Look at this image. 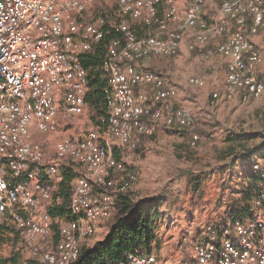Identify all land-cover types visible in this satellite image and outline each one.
Returning a JSON list of instances; mask_svg holds the SVG:
<instances>
[{"label": "built area", "instance_id": "1", "mask_svg": "<svg viewBox=\"0 0 264 264\" xmlns=\"http://www.w3.org/2000/svg\"><path fill=\"white\" fill-rule=\"evenodd\" d=\"M109 2L119 8L117 20L106 19ZM102 10L107 15L98 16ZM260 29L264 0H0V219L13 222L29 254L15 264H73L99 223L111 217L116 196L138 181L113 140L135 150L156 133L165 102L180 92L145 67L146 59L220 40L214 50L227 65L223 95L247 102L264 93V52L253 40ZM113 30L118 36L102 64L110 112L104 135L87 131L55 143L59 159L81 167L57 240L50 208L60 202L54 194L65 176L57 164L45 163L48 144L37 138L59 131L60 114L86 112L89 76L81 56ZM189 83L202 87L205 80L191 76ZM164 118L170 126H194L183 108ZM199 140L193 132L191 146ZM263 165L261 158L253 165L262 178ZM191 247L192 264H264V190L249 216L203 224ZM120 264L161 262L153 252H129Z\"/></svg>", "mask_w": 264, "mask_h": 264}, {"label": "rangeland", "instance_id": "2", "mask_svg": "<svg viewBox=\"0 0 264 264\" xmlns=\"http://www.w3.org/2000/svg\"><path fill=\"white\" fill-rule=\"evenodd\" d=\"M105 7L119 15V8L114 2H109ZM105 11L102 10L98 16L107 15ZM257 35L264 44V29H260ZM219 41L213 40L196 50L187 49L175 56H156L144 61L145 67L160 72L168 81L178 85L181 101L172 104L173 111L186 108L194 120V126L181 128L174 125V129H170L162 117L156 133L143 138L138 150H130L118 140H113L114 146L120 148L117 153L138 174V181L128 193L130 197L140 203L150 197H164L161 205L164 223H156L163 246L153 250L161 264H192L195 256L191 246L195 235L191 232L200 227L199 222L206 223L224 216L228 203L236 196L242 182L237 175L231 178L225 170L232 158L222 160L221 157L224 149L230 145L225 141L226 133H262L250 144L259 143L264 138V93L247 102L226 100L222 95L227 65L225 59L214 50ZM209 51H214V54L206 57ZM191 76L202 77L205 85L199 87L190 84ZM260 76L264 81V63L260 66ZM213 92L221 93V97L213 100ZM94 115L96 112L88 104L86 112L75 119L77 130L74 134L95 131L104 135L106 120L100 116L94 119ZM193 132L200 136L196 147L189 144ZM252 160L253 156L247 164ZM67 161L70 166L77 167L72 160L63 162ZM76 178L77 175L71 182V191ZM196 181L201 182L200 188L193 190ZM60 187L59 191L62 190ZM60 203L62 205L58 206H63L62 198ZM118 210L101 226L99 223L100 229L91 238V245L104 238L105 231L119 217ZM67 214L66 211L62 217H55V221L60 224V221L66 220ZM55 228L58 230L59 226ZM22 257L29 258V254L24 252Z\"/></svg>", "mask_w": 264, "mask_h": 264}, {"label": "trees", "instance_id": "3", "mask_svg": "<svg viewBox=\"0 0 264 264\" xmlns=\"http://www.w3.org/2000/svg\"><path fill=\"white\" fill-rule=\"evenodd\" d=\"M118 18L114 10L110 11L108 16H106L107 20H117ZM117 36L118 33L116 31H110L93 51L84 53L81 56L83 65L88 69L89 90L86 101L96 112V115L93 116L94 119L100 116L107 120L109 117L110 112L105 98V88L108 82L102 64L107 54L109 42ZM180 127L188 128L187 126ZM261 136L262 133L260 132L243 134L230 131L226 133L225 141L229 142L230 145L224 149L221 155L222 160L230 157L232 158L231 161H236L234 164L239 160L242 162V169L230 173L231 178L241 175V172L244 173L242 176L243 181L237 188L235 198L227 205V212L232 219L249 216L252 211L254 198L264 190V178H262L260 173L253 171V165L256 160L258 158L264 159V138L259 143L250 144L255 138ZM140 145L141 143L135 150H138ZM255 155H257L256 159L247 164V161ZM117 156L120 157L118 153ZM226 165L229 166L231 164L228 162ZM63 172L65 178L60 185V189L62 188L60 190L61 194L58 191L57 197L62 198L64 203L63 206H58L61 204L59 202V204L51 208L50 212L54 217H62L66 214V211L68 212L67 203H69L71 196V182L78 175L73 169ZM196 179L199 178H193V180ZM200 184L201 182L196 181L193 185V190L200 188ZM129 191L116 196V206H120L118 210L119 217L112 223L110 231L103 239L96 241L93 245L84 246L73 264H120L125 254L129 252L151 253L154 249H159L163 246L156 224L157 221L163 222L165 217L161 208L164 200L163 195L147 198L140 203L130 197ZM56 225L59 226V223H54L55 231L57 230L55 228L57 227ZM55 237L57 238L58 235L55 234ZM18 247L20 249H17ZM23 254V240L18 229L10 219L3 217L0 219V264H15L23 259Z\"/></svg>", "mask_w": 264, "mask_h": 264}, {"label": "crops", "instance_id": "4", "mask_svg": "<svg viewBox=\"0 0 264 264\" xmlns=\"http://www.w3.org/2000/svg\"><path fill=\"white\" fill-rule=\"evenodd\" d=\"M181 1V0H180ZM253 40L255 41V43L257 44V46L263 51V49H264V44L262 43L263 41H262V39L261 38H259L258 37V35H254L253 36ZM187 50V48L185 47L184 49H183V51H186ZM214 93V92H213ZM213 93H212V98H213V100H218L220 97H221V93H220V97L219 98H214L213 97ZM222 93H223V90H222ZM223 95V94H222ZM223 97H224V95H223ZM225 98V97H224ZM227 100V99H226ZM178 101H181V94H178V96L176 97V98H174V99H171V100H168V101H166L165 102V104H164V117L167 115V114H170V113H172V112H174L173 110V103L174 102H177L178 103ZM173 104V105H172ZM186 112L188 111L186 108H183ZM188 114H190V112H187ZM191 115V114H190ZM77 117H79V116H75V117H72V118H65L62 114H60L59 115V120H60V129H59V131L57 132V133H55V134H42V135H40L37 139H39V140H44V141H46L47 142V144H48V151H47V156H46V159H45V163H55V164H57L59 167H60V169L62 170V172L63 171H65V170H69V169H73L75 172H76V174H78L79 173V170L81 169V167L78 165V164H76V162H74V161H72V163H74L75 165H77V167H73V166H70V164H69V162L67 161V162H63L64 160H62V159H59L58 157H57V155H56V150H55V141H57V140H59V139H61L63 136H70V137H74V138H78V137H80L83 133L82 132H78V133H76V134H74L75 132H76V130H77V127H76V121H75V119L77 118ZM192 117V116H191ZM165 119V118H164ZM164 124L168 127V128H172V129H174L173 127L174 126H170V125H168L167 123H166V121L164 122ZM180 127V126H179ZM75 128V129H74ZM182 128V127H181ZM191 136H192V134H191ZM191 138V137H190ZM200 141V140H199ZM199 143V142H198ZM254 157V160L256 159V157H257V155H255V156H253ZM58 162V163H57ZM234 162H236V161H232L230 164L231 165H229V166H226L225 167V170H226V172H228L229 174L230 173H234V172H237V171H240L241 169H242V162L239 160L236 164H234ZM232 169V170H231ZM212 172V171H211ZM64 173V172H63ZM241 175H239V176H241V177H239L238 176V180L239 181H243V174L244 173H240ZM59 191V190H58ZM58 191H55V194H54V197L56 196V195H58ZM53 207V206H52ZM118 208L120 209V206H116L115 207V209L113 210V213H112V215L114 214V212L116 211V210H118ZM50 210H51V208H50ZM112 215H111V217H112ZM110 217V218H111ZM109 219V218H108ZM108 219H106V220H108ZM228 219H232L231 218V216L228 214V212L224 215V216H219V217H217L215 220H212V221H209V222H224V221H226V220H228ZM106 220H103V221H101L100 222V225L99 226H101V224H103V223H105V221ZM209 222H206V223H209ZM205 223V221H202V222H199L198 223V225L200 226L198 229H196V230H194V232H192V234L194 233V235L196 236V235H198V232H199V230H200V228H201V226L203 225V224H206ZM100 229V227H98L97 228V230H96V233L98 232V230ZM110 229H111V227L108 229V230H106L105 232H106V234L110 231ZM55 231V230H54ZM55 234L56 235H58V237L56 238L57 240L59 239V230H56L55 231Z\"/></svg>", "mask_w": 264, "mask_h": 264}]
</instances>
